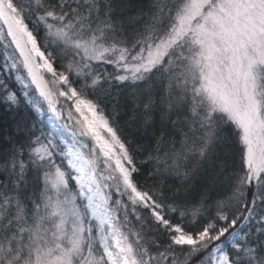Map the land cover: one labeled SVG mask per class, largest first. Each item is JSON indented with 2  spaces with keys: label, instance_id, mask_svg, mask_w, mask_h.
Listing matches in <instances>:
<instances>
[{
  "label": "snow or ice",
  "instance_id": "1",
  "mask_svg": "<svg viewBox=\"0 0 264 264\" xmlns=\"http://www.w3.org/2000/svg\"><path fill=\"white\" fill-rule=\"evenodd\" d=\"M123 16L116 0H0V102L20 104L14 75L38 116L0 159V264H264V0H148L131 33ZM126 82L176 116L144 183L92 98ZM220 146L238 160L191 197Z\"/></svg>",
  "mask_w": 264,
  "mask_h": 264
},
{
  "label": "trees",
  "instance_id": "2",
  "mask_svg": "<svg viewBox=\"0 0 264 264\" xmlns=\"http://www.w3.org/2000/svg\"><path fill=\"white\" fill-rule=\"evenodd\" d=\"M147 4L148 0H116L117 10L124 13L122 18L130 33L136 26L132 22V18L138 16L141 10L147 7ZM42 37L43 29L38 34V41L41 44H43ZM111 70L109 67V71ZM21 74L26 76V73L22 72ZM8 83L10 90L16 92L20 98V104L10 109L5 103L0 102V113H3L5 116H10V113H12L15 116L14 121H18V124L36 122L38 116L32 106L27 103L28 98L24 96L23 86L15 81L14 75ZM158 91V87L150 83H138L136 85L128 82L125 84L114 83L111 86L105 84L102 89L97 90V95L92 97L99 100L105 114L114 121L118 134L126 143H129L130 150L136 154V163L141 169L136 178L141 183H144L147 173L153 170L152 164H145L143 161L147 159L150 153H153L156 141L161 135H165L166 140H170L173 136H176V139L179 140L176 130L172 128L170 123V120H175L176 116L174 114L171 117L163 115ZM28 92L30 96L38 94L34 85L29 87ZM0 95H3V93H0ZM150 98L156 100V103L153 105L151 111L146 113L144 105L148 103ZM45 106L46 104H44ZM8 120L10 123L9 117ZM1 121L2 118L0 117V155H7L12 146L11 142L24 140L25 132H19L16 138L12 140L13 133L11 134L9 129L7 132L4 130L5 128H9L10 124L3 125ZM38 127L50 130L44 118H42V122ZM227 149L229 150L228 155L220 156L219 161L223 163L227 159L231 163L233 159L238 160L235 148L227 146ZM217 157V155H214L213 160ZM0 159L2 158L0 157ZM165 185L175 188L176 182L168 179L165 181ZM203 189V185H199L198 188H192L191 197L196 198L200 196ZM220 191L221 194H218V197L222 198L227 195V192H224L222 188Z\"/></svg>",
  "mask_w": 264,
  "mask_h": 264
},
{
  "label": "rangeland",
  "instance_id": "3",
  "mask_svg": "<svg viewBox=\"0 0 264 264\" xmlns=\"http://www.w3.org/2000/svg\"><path fill=\"white\" fill-rule=\"evenodd\" d=\"M23 86V85H22ZM30 96V95H29ZM39 99V97H38ZM46 108V106H45ZM0 117L2 118V124L3 125H7V123H9L8 121V117L10 118V127L9 128H5V132L9 131L11 132V134L13 133L14 136H12V140H14V138H16L17 134L19 133L17 131V124L18 121H14L15 116L10 113V116H5L3 115V113H0ZM46 122L49 124L50 130L55 134L58 135V133L55 132V129H53L51 127V124L49 123V121L47 120V114L45 115V117H43ZM13 120V122H12ZM229 153V150L227 149V146H220L215 150V154L218 157L216 159L213 160V156L209 161H206L203 165V168L201 170V174L198 178H196V180L194 181V185L193 188H198L199 185H203L204 189L202 191V194L208 190H210L213 187H218V182H216L214 180L215 176L221 171V165L222 162H220L219 157L220 156H227ZM6 154H1L0 157L3 158L5 157ZM165 183V182H164ZM224 191V190H223ZM225 192V191H224ZM213 194H221V191L219 190L218 193L214 192ZM197 196V195H196ZM195 197V196H194Z\"/></svg>",
  "mask_w": 264,
  "mask_h": 264
}]
</instances>
